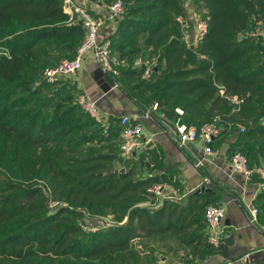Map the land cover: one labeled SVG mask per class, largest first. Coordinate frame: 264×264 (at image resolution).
<instances>
[{"label":"trees","instance_id":"obj_1","mask_svg":"<svg viewBox=\"0 0 264 264\" xmlns=\"http://www.w3.org/2000/svg\"><path fill=\"white\" fill-rule=\"evenodd\" d=\"M119 1L107 37L118 86L140 107L155 102L168 121L233 134L228 154L252 167L264 153V48L247 33L264 24V0H190L206 25L195 45L177 20L187 19L183 0ZM82 38L63 0H0V264H152V243L169 241L192 257L221 253L204 230L205 206L219 204L209 192L156 200L149 187L167 180L118 154V117L95 121L79 92L43 78ZM137 58L153 66H133ZM255 203L264 223V189ZM89 215L113 223L88 229Z\"/></svg>","mask_w":264,"mask_h":264},{"label":"crops","instance_id":"obj_2","mask_svg":"<svg viewBox=\"0 0 264 264\" xmlns=\"http://www.w3.org/2000/svg\"><path fill=\"white\" fill-rule=\"evenodd\" d=\"M85 6L93 15L105 18L99 39L111 35L115 23L105 17L104 5L100 0H87ZM60 84H64L72 93H82L95 101L103 121L120 115L140 114L147 109V106H138L120 86L113 87L89 54L82 57L80 69L62 77ZM139 122L143 134L152 135L153 143L137 150L128 158L131 162L141 159L148 169L144 173L164 176L167 180L165 183L176 192L174 201L184 202L189 193L203 186L215 202L223 205L222 233L218 243L221 253L192 257L169 241L168 249L153 248L156 259L152 264H264L261 223H248V211L256 206L258 177L254 173L246 180L241 173L229 168L227 157L234 135L227 133L212 138L210 147L214 154L205 156L201 139L178 146L172 127L174 121L166 120L158 111L152 112L151 119H140ZM198 159H202L201 164L195 166ZM260 167H264V153L256 155L251 168ZM204 230L207 232L206 227ZM137 246H142V243L137 242ZM245 253L249 254L246 262L239 258Z\"/></svg>","mask_w":264,"mask_h":264},{"label":"built area","instance_id":"obj_3","mask_svg":"<svg viewBox=\"0 0 264 264\" xmlns=\"http://www.w3.org/2000/svg\"><path fill=\"white\" fill-rule=\"evenodd\" d=\"M87 0H63V9L70 16L71 21L78 23L83 29V38L80 44L76 47L72 58L60 59L55 65L45 67L42 71L43 78L54 83L62 77L76 73L81 67L82 57L89 54L103 73L110 79L113 87L118 86L115 77L118 75L116 68L117 62L110 50V41L108 38L99 39V31L104 24V17L93 15L88 7L85 6ZM105 17L116 23L117 19L123 13V7L119 0L104 6ZM191 14H187V19L177 17V20L182 28L183 40L187 45H195L205 32V22L200 20L192 9ZM247 34L258 40L264 48V24H256ZM264 60V55H263ZM123 65V64H121ZM143 65L146 67V72L153 66V62L149 60L135 59L133 66ZM146 74V73H145ZM222 93L221 89L219 90ZM225 98L236 105L239 101L236 96H225ZM77 103L88 114L89 117L97 122H101L102 116L97 108L95 101L88 99L84 94L79 93ZM156 103L153 102L147 109H144L140 114L120 115L118 117V125L120 126L118 154L124 158L131 157L137 150L152 144V135H144L139 120L151 119L152 112L156 111ZM235 110V108H234ZM177 115L182 114V110L178 107L174 108ZM173 133L175 134L176 144L182 146L185 143L192 142L196 139H201L203 142V154L210 156L214 151L209 145L212 138L216 137L219 129L213 123H203L199 127L191 124H186L182 121L175 120L173 122ZM242 130V127H240ZM204 159V157H203ZM202 159L195 161L194 165L199 166ZM229 168L236 173H241L247 180L252 174L258 177V191L264 189V167L251 168L247 166L245 156L239 151H232L227 157ZM153 197L160 201L163 199H174V188L166 183L153 184L148 189ZM248 223L255 225L257 223V209L252 207L248 211ZM223 216V205L207 204L204 208L203 218L207 230V241L216 245L219 243V237L222 233L221 219ZM104 224L101 227L112 224L109 216H105ZM259 228L264 234V223L259 224ZM93 229V228H88ZM249 254L245 253L239 258L246 262ZM217 264H230L229 262Z\"/></svg>","mask_w":264,"mask_h":264},{"label":"rangeland","instance_id":"obj_4","mask_svg":"<svg viewBox=\"0 0 264 264\" xmlns=\"http://www.w3.org/2000/svg\"><path fill=\"white\" fill-rule=\"evenodd\" d=\"M183 1H184L185 8L187 10V14H191L190 17H192L191 1L190 0H183ZM42 68L43 67H37V69H36L37 73L40 74V71L42 70ZM55 86H58V85H55ZM51 88L54 89V87H50L49 90H51ZM104 221H106L104 219V216H98L97 217V216H90L89 215V216H86V219H85V222H86L87 226H89V227H91L93 229L100 228L104 224ZM158 245H160V243H152V247L153 248H157ZM58 264H64V263H58Z\"/></svg>","mask_w":264,"mask_h":264},{"label":"water","instance_id":"obj_5","mask_svg":"<svg viewBox=\"0 0 264 264\" xmlns=\"http://www.w3.org/2000/svg\"><path fill=\"white\" fill-rule=\"evenodd\" d=\"M110 80V79H109ZM110 83H111V81H110ZM204 189V187L203 186H201V187H199V189L198 190H203ZM219 242H220V240H219Z\"/></svg>","mask_w":264,"mask_h":264}]
</instances>
